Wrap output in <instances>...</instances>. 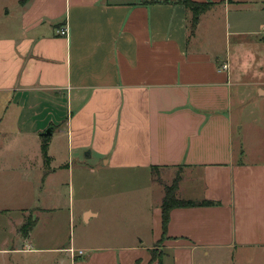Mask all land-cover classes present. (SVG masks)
Segmentation results:
<instances>
[{"label":"crops","instance_id":"1","mask_svg":"<svg viewBox=\"0 0 264 264\" xmlns=\"http://www.w3.org/2000/svg\"><path fill=\"white\" fill-rule=\"evenodd\" d=\"M193 1L212 5L190 33L191 12L182 0H0L7 19L0 25V137L29 132L39 139L51 127L47 162L39 139L41 165L50 166L57 152L52 135L65 125L68 149H90L105 167L182 168L177 196L194 204L170 211L162 264L167 251L171 264H193L197 251L227 255L239 247H264L263 114L261 107L248 111L233 89L247 83L234 80L241 41L248 34L264 43V0ZM63 26L67 36L57 33ZM253 57L259 76L253 79L254 98L262 103L264 57ZM62 95L66 114L57 117ZM22 123L29 125L22 129ZM253 125L259 129L254 134L248 130ZM99 215L84 211L85 221ZM151 218L154 245L162 233L160 206ZM38 224L36 217L28 236L20 237L32 243ZM141 232L127 239L120 233L118 240L100 236L78 249L70 238L68 246L44 243L31 250L65 252L57 264L68 258L70 264H148L153 245ZM13 252L26 250L20 243L0 248V255ZM31 262L52 264L46 257Z\"/></svg>","mask_w":264,"mask_h":264},{"label":"rangeland","instance_id":"2","mask_svg":"<svg viewBox=\"0 0 264 264\" xmlns=\"http://www.w3.org/2000/svg\"><path fill=\"white\" fill-rule=\"evenodd\" d=\"M13 4L12 1L8 2L10 8ZM3 13L0 7V25L7 20ZM4 30L0 29V32ZM254 36L246 34L241 41L242 46L238 53L240 62L235 66L234 80L241 79L247 83L235 85L233 89L235 93L242 94L248 111L261 107L263 115L258 126L264 134V102L257 103L254 98L257 91L253 84V79L259 78L256 74L257 60L253 55L258 52L264 57V43H257ZM225 44L223 40L221 46L224 48ZM229 50H235L233 39L230 40ZM63 95L57 99L58 105L53 107L57 117L66 114L67 106ZM38 99L48 101L45 94H39ZM40 109L44 110L46 107ZM234 109H237L236 102ZM27 112L29 108L26 107L24 115ZM249 117L251 116L248 115L247 118ZM243 120L246 121L245 118ZM27 125L29 123H22L20 127L26 129ZM44 125L46 124L41 122L39 126ZM46 128L47 126L45 130ZM59 129H55L52 135L57 152L54 153V162L50 166L41 165L39 139L43 141L42 136L36 139L34 134L20 132L0 137V248L12 249L20 243L22 249L26 250L1 254L0 264H32L31 261L36 257L40 263L46 257L52 264H57L60 257L66 258L65 252L39 254L33 253L31 247H39L44 243L51 247L68 246L70 238H73L74 247L78 249L98 243L100 236L106 239L116 237L117 240L125 236L127 239L133 232L141 229L140 237L144 238L147 245L152 246V213L161 204L163 185L171 184L183 171L182 168L154 172L114 170L103 166L99 156L90 149H68L66 126ZM248 130L254 134L259 129L253 125ZM248 141L252 144L254 142L252 138ZM247 146L251 145L247 143ZM57 166L54 170L50 168ZM85 210L99 212L100 215L98 218L91 216L89 221H85ZM36 217L39 224L33 231L34 241L26 242L20 237L18 230L26 218L33 220ZM120 233L127 234L120 236ZM46 236L49 238L45 239ZM153 248L157 254L162 255L161 242H155ZM171 262L172 257L167 251L163 264ZM192 263L264 264V247H239L230 250L227 255L219 250H209L207 255L197 251ZM59 264H70L69 258Z\"/></svg>","mask_w":264,"mask_h":264},{"label":"trees","instance_id":"3","mask_svg":"<svg viewBox=\"0 0 264 264\" xmlns=\"http://www.w3.org/2000/svg\"><path fill=\"white\" fill-rule=\"evenodd\" d=\"M183 4L190 10L191 12V17H190V23H189V30L190 33H193L197 22L199 15L207 10L211 5L212 2L206 1V2H196L193 0H182ZM47 137H43V141L41 143V153L44 158V161L47 162L49 160V157L47 155ZM157 167H152V172L156 171ZM179 175H177L171 184H164V194L161 200L160 204V210H161V237L157 240V242H162V240L165 238L166 234V229H167V224L169 220V213L173 208L176 207H187V206H192L194 202L192 200H187V199H182L177 196V189H178V181H179ZM201 204L204 205H214L218 204L214 201H209V200H202ZM36 219H30L26 218L23 222V224L20 226L18 232L22 235V237H27L31 229L33 228L35 224ZM150 260L148 264L153 263L156 261V264H162L161 261V256L160 254H157L155 249L152 248L150 249ZM134 264H141L140 260H136Z\"/></svg>","mask_w":264,"mask_h":264},{"label":"built area","instance_id":"4","mask_svg":"<svg viewBox=\"0 0 264 264\" xmlns=\"http://www.w3.org/2000/svg\"><path fill=\"white\" fill-rule=\"evenodd\" d=\"M57 33L58 34H60V35H64V36H67V34H68V29H67V27L66 26H63V27H60L59 29H57ZM222 68H227V65L226 64H224L223 66H222ZM70 251H72V249L70 248ZM81 252V250L79 251V253Z\"/></svg>","mask_w":264,"mask_h":264},{"label":"water","instance_id":"5","mask_svg":"<svg viewBox=\"0 0 264 264\" xmlns=\"http://www.w3.org/2000/svg\"><path fill=\"white\" fill-rule=\"evenodd\" d=\"M41 135L44 136V137L50 136L51 135V127L46 128V130H44L41 133Z\"/></svg>","mask_w":264,"mask_h":264}]
</instances>
